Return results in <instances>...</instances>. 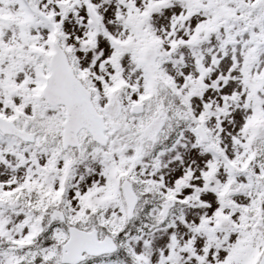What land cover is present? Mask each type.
I'll use <instances>...</instances> for the list:
<instances>
[{
	"label": "snow or ice",
	"instance_id": "snow-or-ice-1",
	"mask_svg": "<svg viewBox=\"0 0 264 264\" xmlns=\"http://www.w3.org/2000/svg\"><path fill=\"white\" fill-rule=\"evenodd\" d=\"M0 264H264V0H0Z\"/></svg>",
	"mask_w": 264,
	"mask_h": 264
}]
</instances>
